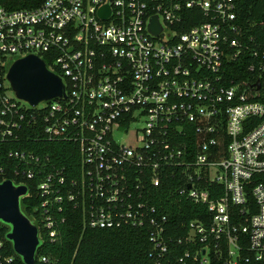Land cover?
Masks as SVG:
<instances>
[{"label":"built area","instance_id":"obj_1","mask_svg":"<svg viewBox=\"0 0 264 264\" xmlns=\"http://www.w3.org/2000/svg\"><path fill=\"white\" fill-rule=\"evenodd\" d=\"M237 1L0 4V159L32 179L37 159L8 146L41 122L48 140L79 155L67 184L57 171L38 185L42 207L67 201L88 228L145 230L156 264H264V38H244ZM27 56L61 79L62 98H16L7 73ZM179 169L188 183L179 195L205 205L208 222L169 221L151 202L150 190ZM208 183L223 194L211 200L200 188ZM44 227L53 237L54 221Z\"/></svg>","mask_w":264,"mask_h":264},{"label":"trees","instance_id":"obj_2","mask_svg":"<svg viewBox=\"0 0 264 264\" xmlns=\"http://www.w3.org/2000/svg\"><path fill=\"white\" fill-rule=\"evenodd\" d=\"M42 2L43 0H0L1 5L11 10L34 8ZM237 15L246 40L250 36L259 40L264 38V0H238ZM236 66L244 68L239 64ZM236 66L233 65L235 69ZM192 144L193 140H190L191 149ZM8 147L28 152L37 159L29 167L34 174L32 179L15 178L10 170L12 167H21V164L14 160L0 159L2 166L6 168L0 174V183L10 180L15 185L22 183L27 188V194L21 199L20 205L23 213L33 218L38 231L39 243L34 264H156L151 256L152 246L145 230L126 227L88 228L83 224L81 213L67 201L56 203L49 199L52 202L47 207H42L46 198L37 190L46 175L62 171L67 184L78 172L79 155L76 145L67 141L48 140L42 132L41 122H38L30 131L24 130L21 133L16 145ZM187 188L188 183L183 178L181 169L177 171L176 178L167 173L161 185L150 190L151 202L162 208L169 221L208 222L211 215L205 205L195 203L185 194L179 195L180 190L186 191ZM200 188L208 192L211 200L223 194L220 186L211 183L201 184ZM46 218L54 221L53 237L49 235L50 230L44 227ZM8 233L9 227L0 222V264H24L14 252L13 245L7 238Z\"/></svg>","mask_w":264,"mask_h":264},{"label":"water","instance_id":"obj_3","mask_svg":"<svg viewBox=\"0 0 264 264\" xmlns=\"http://www.w3.org/2000/svg\"><path fill=\"white\" fill-rule=\"evenodd\" d=\"M101 14L107 16V10L104 8ZM150 31L154 35L160 32L156 18L152 19ZM6 79L16 98L31 106L64 96L61 79L35 56L15 61ZM256 87L259 89L260 84L257 83ZM26 194L25 186H15L10 180L0 183V222L9 227L7 238L16 255L21 257L24 264H34L39 238L36 226L20 208V201Z\"/></svg>","mask_w":264,"mask_h":264},{"label":"rangeland","instance_id":"obj_4","mask_svg":"<svg viewBox=\"0 0 264 264\" xmlns=\"http://www.w3.org/2000/svg\"><path fill=\"white\" fill-rule=\"evenodd\" d=\"M6 85H9V84H6ZM7 95L9 96V97H12V93H11V90L9 89L8 90V93H7ZM45 103H42L40 106L42 107L43 105H44ZM142 127V124L140 123V124H138V125H135V126H133L131 129L132 130H135V129H139V128H141ZM119 140H122L123 138L121 137V136H116ZM20 208H21V205H20ZM22 211H24L23 210V208L21 209ZM29 217V219L32 221V223H33V218L31 217V216H28Z\"/></svg>","mask_w":264,"mask_h":264}]
</instances>
